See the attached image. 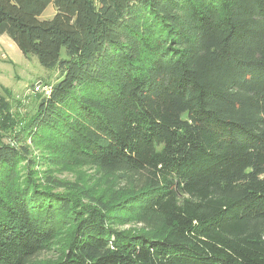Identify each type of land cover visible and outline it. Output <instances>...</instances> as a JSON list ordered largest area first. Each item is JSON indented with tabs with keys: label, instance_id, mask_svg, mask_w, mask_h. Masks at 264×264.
I'll return each mask as SVG.
<instances>
[{
	"label": "trees",
	"instance_id": "16d2710c",
	"mask_svg": "<svg viewBox=\"0 0 264 264\" xmlns=\"http://www.w3.org/2000/svg\"><path fill=\"white\" fill-rule=\"evenodd\" d=\"M3 34L62 77L0 97V264H264V0H0Z\"/></svg>",
	"mask_w": 264,
	"mask_h": 264
},
{
	"label": "rangeland",
	"instance_id": "374dc122",
	"mask_svg": "<svg viewBox=\"0 0 264 264\" xmlns=\"http://www.w3.org/2000/svg\"><path fill=\"white\" fill-rule=\"evenodd\" d=\"M56 9L50 4L41 19H49L54 16ZM66 50L63 49L65 56ZM61 74L56 68L45 67L34 54H24L15 45V50L7 47L0 48V97L9 99L13 113H19L28 117L35 113L38 98L36 93H28L34 84L39 81L47 84H54L61 79ZM35 150V153H39ZM55 177L64 182L81 183L82 179L87 180L85 184L98 191L106 185L107 174L93 166H78L74 168H57L54 171ZM61 190V189H60ZM139 223L129 222L121 229L132 231H143ZM120 228V227H119ZM58 245L52 250L39 255L36 262H46L58 257ZM60 248V245H59ZM58 248V249H59Z\"/></svg>",
	"mask_w": 264,
	"mask_h": 264
},
{
	"label": "built area",
	"instance_id": "2783aa9c",
	"mask_svg": "<svg viewBox=\"0 0 264 264\" xmlns=\"http://www.w3.org/2000/svg\"><path fill=\"white\" fill-rule=\"evenodd\" d=\"M51 91V85L43 83L42 81L37 82L34 86L28 90V93H39L43 96L48 95Z\"/></svg>",
	"mask_w": 264,
	"mask_h": 264
},
{
	"label": "crops",
	"instance_id": "0c3cea01",
	"mask_svg": "<svg viewBox=\"0 0 264 264\" xmlns=\"http://www.w3.org/2000/svg\"><path fill=\"white\" fill-rule=\"evenodd\" d=\"M5 45L15 50L16 43L7 34L0 35V48H4Z\"/></svg>",
	"mask_w": 264,
	"mask_h": 264
}]
</instances>
